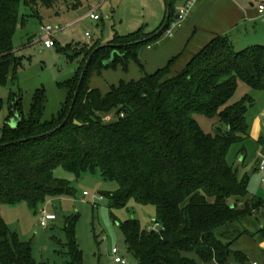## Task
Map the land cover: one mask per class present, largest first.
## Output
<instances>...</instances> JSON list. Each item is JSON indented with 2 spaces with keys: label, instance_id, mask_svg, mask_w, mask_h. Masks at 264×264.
Returning <instances> with one entry per match:
<instances>
[{
  "label": "trees",
  "instance_id": "1",
  "mask_svg": "<svg viewBox=\"0 0 264 264\" xmlns=\"http://www.w3.org/2000/svg\"><path fill=\"white\" fill-rule=\"evenodd\" d=\"M173 1L169 0L171 13L163 24L175 18ZM82 3L0 0V86L18 78L22 58L15 54L14 35L26 16L40 18L44 7L60 15ZM22 6L31 13L22 14ZM164 30L155 35L140 27L115 34L108 41L115 47L94 53L101 41L70 43L59 49L77 64L72 77L59 83L66 89L60 111L43 119L47 96L44 88H38L28 116L22 113L16 127L8 122L2 127L0 205L26 202L37 209L50 198L74 196L71 181L55 176L58 167L77 178L99 172L103 180L118 185L105 193L111 209L124 207L131 199L156 207L158 228H142L135 218L118 224L137 264H195L196 258L203 263L247 264L248 255L233 248L244 234L236 225L263 207L264 199L250 194L248 179H240L227 161L230 146L248 135L246 114L253 99L246 94L230 101L240 82L264 90V44L236 50L226 35H218L178 71H172L170 63L153 73L142 69L141 77L112 83L106 91L91 86L106 70L128 71L132 62L142 67L140 51ZM144 39L148 40L141 42ZM73 101L68 120L55 130ZM20 105L21 100L22 112ZM122 106L127 112L116 116ZM2 107L0 97V111ZM196 113L217 116L224 128L206 133L194 118ZM109 115L113 118L106 120ZM77 219L64 220L67 264H83ZM0 264H37L30 244L11 232L1 212Z\"/></svg>",
  "mask_w": 264,
  "mask_h": 264
},
{
  "label": "rangeland",
  "instance_id": "2",
  "mask_svg": "<svg viewBox=\"0 0 264 264\" xmlns=\"http://www.w3.org/2000/svg\"><path fill=\"white\" fill-rule=\"evenodd\" d=\"M160 1L154 3L153 0H83L78 8L65 10L60 15L56 14L54 9L41 8L40 18L31 15L30 10L22 6L21 13L30 14L26 16L23 27L18 28L14 35L15 54L22 58V66L15 82L9 81L6 86H0V97L3 100L0 133L2 127L13 117L12 102L20 99L22 113L28 116L38 88H44L47 96L43 119H51L60 111L66 98V89L59 86V83L71 78L77 67L76 62L70 61L69 58L62 59L63 54L59 50L61 47L70 43L90 44L96 41L107 44L115 34H128L139 27L154 29L159 26L164 16L163 13L160 16L164 6V1ZM92 10H96L101 16L96 23L83 17ZM42 22L52 25L55 29H61L55 34L58 42L56 46H45L40 33ZM137 77V68L129 72H109L105 77L96 78L91 82V86L106 91L112 82ZM10 92H14L13 98H10ZM246 94L253 99V102L248 104L246 114L248 135L244 140L230 146L227 161L237 171L240 179H248L249 191L264 199V171L259 169L261 160L264 159V120L259 115L264 107V90H255L240 82L230 102L239 101ZM112 118L109 115L105 119ZM194 118L208 134L217 133L222 126L217 116L208 117L196 113ZM262 121L263 127L260 129ZM54 174L71 181L76 191L74 196L50 198L37 209L26 202L0 205L1 215L11 232L32 247L36 263L67 264L69 256L66 254L67 248L63 246L66 242L64 220L66 217L78 216L75 231L83 254V264H121L115 262V247L119 249L118 255L127 260L126 264H137V260L128 250L118 224L135 218L139 220L142 228H158L154 222L157 217L156 207L131 199L126 206L111 209L105 193L115 190L118 186L116 182L103 180L99 172H86L77 178L62 167L56 168ZM84 191H88L89 196L84 197L83 201ZM40 208L47 210L46 225H41ZM236 227L244 234L234 243L233 248L248 255L247 264H253V261L264 264V233L261 231L264 228V206ZM195 264L216 263H203L196 258Z\"/></svg>",
  "mask_w": 264,
  "mask_h": 264
},
{
  "label": "crops",
  "instance_id": "3",
  "mask_svg": "<svg viewBox=\"0 0 264 264\" xmlns=\"http://www.w3.org/2000/svg\"><path fill=\"white\" fill-rule=\"evenodd\" d=\"M156 1L159 2V0H153L154 3ZM163 1L164 6L162 9L160 8V16L162 13L164 15L163 20L154 29L145 27L147 33H157L163 26V22L169 14V8H171L169 0ZM160 2L162 3V0ZM181 3L182 0L173 1L174 17L177 15V6ZM260 3H264V0H199L182 26L172 36L168 37L163 33L154 42L142 48L143 68L138 63L132 62L128 71L121 68L109 69L104 71L101 77H105L109 72H129L131 69L137 68V78H139L143 75V70L153 73L170 63L172 71H178L218 35H226L236 50L254 44H264V13H260L258 10ZM87 18L94 23L97 22L90 17ZM42 24L44 23L42 22ZM259 115L264 120V107ZM259 126L260 129L263 127V121ZM250 194L254 195L251 192ZM254 262L256 261H253V264Z\"/></svg>",
  "mask_w": 264,
  "mask_h": 264
},
{
  "label": "built area",
  "instance_id": "4",
  "mask_svg": "<svg viewBox=\"0 0 264 264\" xmlns=\"http://www.w3.org/2000/svg\"><path fill=\"white\" fill-rule=\"evenodd\" d=\"M198 2L199 0H182V3L177 6L176 17L167 24L164 30V34L168 37L172 36L175 33V31L182 26L183 22L189 16V14L193 10V8L197 5ZM258 10L260 13H264V3H260L258 5ZM85 17H90L91 19H94L96 21L100 19V15L99 13L96 12V10L90 11ZM59 30L61 29L60 28L55 29L52 27V25H49V24H42L40 26V33L42 34V40L44 41V44L47 48H51L55 46V34ZM87 36L90 37V34L87 33ZM259 169L261 171H264V160L260 163ZM263 182H264V179H263ZM87 196H89V192L84 191L83 201L85 200L84 197H87ZM39 211L42 217L41 225H46V220L48 218L47 210L45 208H40ZM118 253H119V249L116 247L113 248L115 262L126 264L127 260L121 257L120 255H118ZM254 264H257V263L254 262Z\"/></svg>",
  "mask_w": 264,
  "mask_h": 264
},
{
  "label": "water",
  "instance_id": "5",
  "mask_svg": "<svg viewBox=\"0 0 264 264\" xmlns=\"http://www.w3.org/2000/svg\"><path fill=\"white\" fill-rule=\"evenodd\" d=\"M169 5H170V3H169ZM170 13H171V8H169V14H168V16H167V18H169V16H170ZM167 26V21L163 24V26L161 27V29L157 32V33H155V35H159L164 29H165V27ZM148 39H144L143 41H141V42H144V41H147ZM106 46H112V47H115L116 45H114V44H102V45H100L99 47H97L94 51H93V53L95 52V51H97L98 49H100V48H102V47H106ZM93 53L88 57V60H87V62H86V67H85V69L83 70V72H82V75H81V77H80V81H79V85H81L82 84V81H83V78H84V75H85V72H86V68H87V66H88V64H89V62H90V60H91V58H92V55H93ZM139 57H140V59H142V54H141V51H140V53H139ZM62 59L64 60L65 59V56L63 55L62 56ZM112 61V59L110 60V61H108V62H111ZM20 102V99H17L14 103H13V112H14V116L12 117V119H11V121L10 122H8L12 127H16L17 126V123L22 119V112L21 111H19V108H18V103ZM73 106H74V101H73V104L71 105V108H70V111H69V113H68V115H67V117L65 118V120L55 129V130H57V129H60V128H62L63 126H64V124L66 123V121L68 120V118H69V116H70V114H71V111H72V109H73ZM122 112H127V109L125 108V107H120V108H118L117 110H116V112H115V115L116 116H120L121 115V113ZM1 146V145H0ZM4 146V145H3ZM262 153H264V150L262 151Z\"/></svg>",
  "mask_w": 264,
  "mask_h": 264
}]
</instances>
